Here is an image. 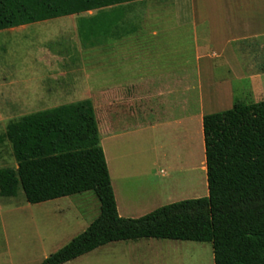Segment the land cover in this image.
Returning a JSON list of instances; mask_svg holds the SVG:
<instances>
[{
  "label": "crops",
  "instance_id": "obj_1",
  "mask_svg": "<svg viewBox=\"0 0 264 264\" xmlns=\"http://www.w3.org/2000/svg\"><path fill=\"white\" fill-rule=\"evenodd\" d=\"M148 2L151 10H135ZM204 4L138 0L122 10H90L0 30V112L35 113L89 101L124 218L162 206L129 200L128 184L142 191L195 168L185 166L177 150L184 133L171 130L186 125L190 147L194 140L202 153L201 195L207 196L203 116L228 110L254 92L264 96L258 87L264 86L258 80L264 71L254 69L253 42L262 33L244 31L238 10H207ZM164 134L170 135L165 148L171 167L161 160ZM153 149L158 160L148 163ZM172 241L180 240L114 241L64 264H170ZM7 250L10 259L0 264H17Z\"/></svg>",
  "mask_w": 264,
  "mask_h": 264
},
{
  "label": "trees",
  "instance_id": "obj_2",
  "mask_svg": "<svg viewBox=\"0 0 264 264\" xmlns=\"http://www.w3.org/2000/svg\"><path fill=\"white\" fill-rule=\"evenodd\" d=\"M138 0H0V30ZM208 195L139 218L117 210L89 101L25 115L5 138L17 167L0 168V197L21 188L36 204L91 191L99 215L41 264H64L114 241L141 238L210 243L214 264H264V100L202 119Z\"/></svg>",
  "mask_w": 264,
  "mask_h": 264
},
{
  "label": "rangeland",
  "instance_id": "obj_3",
  "mask_svg": "<svg viewBox=\"0 0 264 264\" xmlns=\"http://www.w3.org/2000/svg\"><path fill=\"white\" fill-rule=\"evenodd\" d=\"M214 1L217 4L214 2L211 6L209 5L210 0H204L207 10H215L213 6L216 5L219 7L218 10H238V18L242 19L244 31L252 30L258 34L262 33L259 34L260 38L254 39L253 42L254 69L256 72L264 71V0ZM147 4L150 3H146L139 9L136 7L135 10H151ZM23 39L19 37V43L22 44L25 41ZM50 49L53 50L52 45ZM258 80H261L260 82L264 85V76ZM255 86L256 84H254ZM260 86L264 93V86L258 85V87ZM255 93L253 97L242 98V100L247 104L264 100V96H261L262 92ZM28 113L32 112H0V168H16L12 146L5 138L6 127L9 122ZM171 130L175 134L184 133L185 141L178 146L177 150H182L183 154L180 152V155L185 160V166L194 165L195 168L193 170L189 168L188 171L174 175V180L171 181L164 178L159 185L156 183L146 184V189L142 191L134 185L128 184L124 196L129 200L136 202L142 198L150 204L160 202L164 206L181 200L206 197V193L201 195L204 192L202 187L204 173L200 168L202 153H200L196 141L193 140L192 148L190 147L188 135L190 127L183 125V128L174 127ZM169 140L170 135L164 134L160 137L162 143L160 153L163 165L171 167L173 165L168 159L165 148L170 143ZM152 152H154V156L151 153L146 155L148 163L152 158L158 160L157 150L153 149ZM158 194L159 198L156 196ZM98 213L99 201L93 192L31 204L26 201L22 189L19 188L15 197H0V256H3L0 259L9 261L10 256L7 248H10L15 263L41 264L46 257L85 231ZM171 244L173 245L170 247V264H214L210 243L172 241Z\"/></svg>",
  "mask_w": 264,
  "mask_h": 264
}]
</instances>
